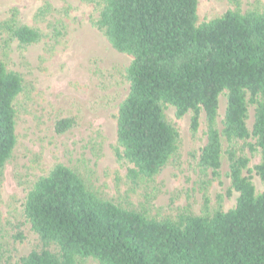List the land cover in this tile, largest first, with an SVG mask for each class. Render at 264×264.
I'll use <instances>...</instances> for the list:
<instances>
[{
    "label": "trees",
    "instance_id": "16d2710c",
    "mask_svg": "<svg viewBox=\"0 0 264 264\" xmlns=\"http://www.w3.org/2000/svg\"><path fill=\"white\" fill-rule=\"evenodd\" d=\"M83 1L98 9L91 26L132 58L124 69L128 92L118 106L115 149L131 165L127 178L133 184L151 180L178 155L180 137L165 116L167 106L177 118L191 113L193 135L203 112L198 166L210 180L219 179L225 160L226 195L237 192L236 202L212 214L182 211L156 219L100 197L75 170L57 163L26 195L23 216L34 233L30 250L5 264H78L88 258L98 264H264V192H255L243 153L245 146L260 151L253 169L264 183V8L241 12V0H226L233 10L198 24L197 0ZM0 33L20 46L42 37L20 24L14 10L0 22ZM22 89L21 76L0 59V180L17 144L14 101ZM248 105L254 106L251 131ZM77 125L75 116L64 115L52 127L62 135ZM27 236L19 232L12 240Z\"/></svg>",
    "mask_w": 264,
    "mask_h": 264
},
{
    "label": "rangeland",
    "instance_id": "374dc122",
    "mask_svg": "<svg viewBox=\"0 0 264 264\" xmlns=\"http://www.w3.org/2000/svg\"><path fill=\"white\" fill-rule=\"evenodd\" d=\"M263 8L264 0H241L239 6L241 12ZM229 9L234 6L226 0H197V23L219 17ZM13 10L20 24L37 28L42 37L36 43L20 46L15 40L5 41L6 34L0 33V59L23 81V89L14 101L17 144L0 180V264L30 250L34 233L23 216L26 195L34 182L57 163L75 170L100 197L156 219L174 218L182 211L212 214L218 208L225 211L235 205L237 192L226 195L230 180L225 175V160L219 179L210 180V172L203 174L198 166L199 151L205 142L203 112L193 135L191 113L177 118L174 108L167 106L165 116L180 137L178 155L151 180L133 184L127 178L131 165L119 160L115 149L118 106L128 92L124 69L132 58L113 49L91 26L98 14L93 3L0 0V22L8 19ZM225 107L222 93L219 127ZM253 112L254 106L248 105L249 131ZM64 115L75 116L78 125L57 135L53 121ZM243 153L249 158L255 192H264V183L253 169L261 162L260 151L251 152L245 146ZM19 232L27 234V238L12 240ZM78 264L98 262L88 258Z\"/></svg>",
    "mask_w": 264,
    "mask_h": 264
}]
</instances>
